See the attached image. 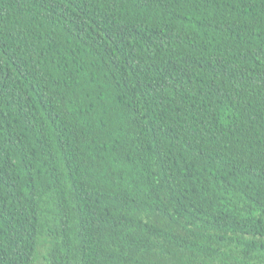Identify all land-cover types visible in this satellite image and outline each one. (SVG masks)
Masks as SVG:
<instances>
[{
	"label": "trees",
	"instance_id": "trees-1",
	"mask_svg": "<svg viewBox=\"0 0 264 264\" xmlns=\"http://www.w3.org/2000/svg\"><path fill=\"white\" fill-rule=\"evenodd\" d=\"M0 264H264V0H0Z\"/></svg>",
	"mask_w": 264,
	"mask_h": 264
}]
</instances>
